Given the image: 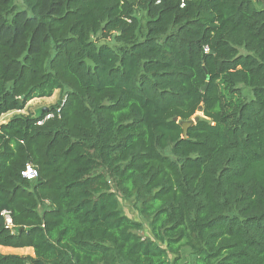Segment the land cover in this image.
I'll return each mask as SVG.
<instances>
[{
    "label": "trees",
    "instance_id": "trees-1",
    "mask_svg": "<svg viewBox=\"0 0 264 264\" xmlns=\"http://www.w3.org/2000/svg\"><path fill=\"white\" fill-rule=\"evenodd\" d=\"M260 5L0 0V264H264Z\"/></svg>",
    "mask_w": 264,
    "mask_h": 264
},
{
    "label": "rangeland",
    "instance_id": "rangeland-1",
    "mask_svg": "<svg viewBox=\"0 0 264 264\" xmlns=\"http://www.w3.org/2000/svg\"><path fill=\"white\" fill-rule=\"evenodd\" d=\"M262 7H264V5H260ZM136 14L137 16L140 18L141 20V24L142 26L145 23V14L139 10H136ZM62 98V94H60L58 91L53 92L52 96L49 98H41V99H34L32 101H30L23 110L21 111H14V112H10L7 113L5 115H3L0 118V124L6 122L7 120H9L12 116L14 115H33L36 116L38 115L42 110H45L49 107L55 106ZM120 205L122 210L124 211V213L129 217V218H139L142 221V218H140V216L137 214V212L135 211V209L133 208L132 205V201L130 200H123L120 199ZM0 254L3 255H7V254H11V255H19V256H33V251L30 248H24V249H11V248H3L0 247ZM183 257H186V255H182ZM187 262L188 260H184V262ZM185 262V263H186Z\"/></svg>",
    "mask_w": 264,
    "mask_h": 264
},
{
    "label": "built area",
    "instance_id": "built-area-1",
    "mask_svg": "<svg viewBox=\"0 0 264 264\" xmlns=\"http://www.w3.org/2000/svg\"><path fill=\"white\" fill-rule=\"evenodd\" d=\"M256 1V0H254ZM184 4L182 3L181 4V7L183 6ZM205 52L208 51L207 48L204 49ZM50 118V115H47L45 117V120ZM38 124H41V122H39ZM36 175H37V172L36 170L30 166V165H26L23 172H22V176L27 180V181H32L36 178ZM2 215L4 216V220H5V225L7 227H12V222H11V219H10V216H9V213L8 212H3Z\"/></svg>",
    "mask_w": 264,
    "mask_h": 264
},
{
    "label": "water",
    "instance_id": "water-1",
    "mask_svg": "<svg viewBox=\"0 0 264 264\" xmlns=\"http://www.w3.org/2000/svg\"><path fill=\"white\" fill-rule=\"evenodd\" d=\"M202 90H205V87H203ZM201 113H202V110H201V108H199L197 110V113L192 117V119L190 121L182 122L181 123L182 129H183L182 139H185L186 138V131H187V129L190 126H192L193 124H195V122L197 120H199V117H200ZM174 121H177V119H174Z\"/></svg>",
    "mask_w": 264,
    "mask_h": 264
},
{
    "label": "crops",
    "instance_id": "crops-1",
    "mask_svg": "<svg viewBox=\"0 0 264 264\" xmlns=\"http://www.w3.org/2000/svg\"><path fill=\"white\" fill-rule=\"evenodd\" d=\"M135 220H137V218H134Z\"/></svg>",
    "mask_w": 264,
    "mask_h": 264
}]
</instances>
